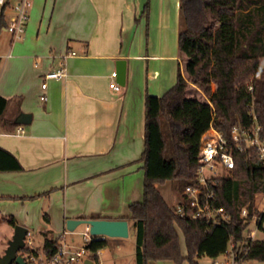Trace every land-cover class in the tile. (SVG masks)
<instances>
[{
  "label": "crops",
  "instance_id": "crops-1",
  "mask_svg": "<svg viewBox=\"0 0 264 264\" xmlns=\"http://www.w3.org/2000/svg\"><path fill=\"white\" fill-rule=\"evenodd\" d=\"M31 1L25 37L12 43L8 31L0 35V96L9 102L0 148L22 167L0 172L2 218L32 237L59 238L67 220L92 217L127 220L135 234L130 206L144 195L146 98L162 97L185 76L180 0ZM119 60L127 61V80L116 92ZM63 63L68 76L48 81L42 102L44 75ZM22 114L30 124H16ZM20 126L25 134L16 135ZM162 196L171 208L180 202L177 191L173 206ZM122 240L108 247L120 250Z\"/></svg>",
  "mask_w": 264,
  "mask_h": 264
},
{
  "label": "trees",
  "instance_id": "trees-1",
  "mask_svg": "<svg viewBox=\"0 0 264 264\" xmlns=\"http://www.w3.org/2000/svg\"><path fill=\"white\" fill-rule=\"evenodd\" d=\"M5 29L4 13L0 35ZM178 43L186 60L185 76L179 73L176 85L162 97L146 98L144 195L141 203L130 206L136 264H199L203 257L225 255L231 243L238 264H264V240H249V220L241 217L254 195L264 191V163L255 155L236 154L231 178L221 179L215 189L214 206L225 209L229 223L217 226L205 219L181 218L158 189L174 181L181 194L197 185L202 141L212 137L211 125L229 136L237 124H250L253 105L264 129V0H180ZM192 89L199 95H192ZM8 104L0 96V123ZM21 170L18 160L0 148V172ZM11 223L16 226L14 219ZM108 245L109 238L87 244L90 260L99 264L98 252ZM61 248L58 240L46 239L42 258L52 259ZM21 252L41 257L26 248Z\"/></svg>",
  "mask_w": 264,
  "mask_h": 264
},
{
  "label": "built area",
  "instance_id": "built-area-1",
  "mask_svg": "<svg viewBox=\"0 0 264 264\" xmlns=\"http://www.w3.org/2000/svg\"><path fill=\"white\" fill-rule=\"evenodd\" d=\"M32 8L31 0H18L14 3L11 0H0V17L5 13L6 31L11 35L12 43L21 41L26 34L27 25L30 19ZM11 11L12 14H7ZM76 54L68 53L63 57L67 59ZM1 58V55H0ZM68 76L66 65L63 63L58 69L50 71L44 75L41 85L42 95L40 100L47 102L48 81L60 80ZM111 88L120 92L122 87L117 83V73L111 75ZM252 90V88H250ZM250 124H237L233 127L229 136L224 135L211 125L212 137L203 139L201 146V164L197 173V185L188 186L180 194V202L173 208L174 212L181 218L191 220L205 219L213 225H223L229 223L230 216L224 208H216L215 189L221 179L231 178L232 172L236 169V154H247L250 157L255 155L264 163V129L259 123L258 117L251 105L249 113ZM25 134L23 126L18 127L16 135ZM264 216V191L254 195L253 200L241 210V217L249 220V227L246 230V237L249 240H256V235L260 232L262 217ZM70 232L65 231L60 237L62 248L50 260L36 257L29 253L26 261L30 264H84L90 259L86 251V246L78 248L67 242ZM86 245L93 240H105V237H93L89 229L84 233ZM26 249L33 251L34 241L29 232L26 237ZM225 256L229 259V264H238L237 254L234 252V245L231 243ZM214 264H220L215 261Z\"/></svg>",
  "mask_w": 264,
  "mask_h": 264
},
{
  "label": "rangeland",
  "instance_id": "rangeland-1",
  "mask_svg": "<svg viewBox=\"0 0 264 264\" xmlns=\"http://www.w3.org/2000/svg\"><path fill=\"white\" fill-rule=\"evenodd\" d=\"M11 13V11H9ZM262 66H264V61L262 63ZM192 95H199V92L197 90L192 89L191 92ZM204 98V97H203ZM176 191V183L174 181H170L165 186L160 188V192L164 194L165 197L170 199L168 200L169 204L171 206L175 205L176 200L175 195ZM176 206V205H175ZM173 206V207H175ZM17 226V225H16ZM15 226V227H16ZM15 227L11 223V218H6L3 220V218L0 221V257H2L8 247L9 241L13 238ZM87 227L85 225L80 226L75 233L70 234L67 236V242L69 244H72L78 248H82L86 246L84 233L86 232ZM34 241L33 251L39 253L41 252V248L44 245V242L46 239L50 240H58L60 244L62 243L60 240V237H32ZM256 240H264V231H260L256 235ZM121 249L117 250L114 246L108 247L106 249V253L102 260H106V264H136V235L130 234V237L127 239L122 240ZM180 245L181 250L184 255L187 254L186 251V244H185V238L182 234H180ZM109 246V245H108ZM22 256L25 258L27 257V253L20 252ZM115 256L116 259H112V257ZM199 264H214L215 261L219 262L220 264H229V259L225 255H221L217 259H211L208 257H203L201 259L197 260ZM150 264H175L171 261H160V262H151ZM183 264H189L187 262ZM245 264H259L257 262H250Z\"/></svg>",
  "mask_w": 264,
  "mask_h": 264
},
{
  "label": "water",
  "instance_id": "water-1",
  "mask_svg": "<svg viewBox=\"0 0 264 264\" xmlns=\"http://www.w3.org/2000/svg\"><path fill=\"white\" fill-rule=\"evenodd\" d=\"M117 83L122 87L127 80V61L119 60L116 63ZM32 121V116L22 114L16 120L18 125H28ZM85 225L93 237H105L109 239H127L130 237V225L127 220L108 219H69L66 221V229L70 233ZM29 230L23 226L15 227L13 238L9 241L8 247L2 257L0 264H30L26 258L20 254L26 248V237ZM84 264H94L88 259Z\"/></svg>",
  "mask_w": 264,
  "mask_h": 264
}]
</instances>
